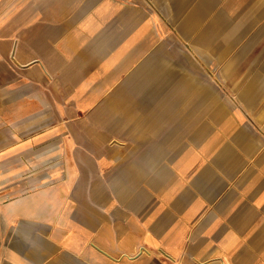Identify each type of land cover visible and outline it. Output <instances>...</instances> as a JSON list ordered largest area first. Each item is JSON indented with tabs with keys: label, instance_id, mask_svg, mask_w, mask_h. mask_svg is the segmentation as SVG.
Instances as JSON below:
<instances>
[{
	"label": "crops",
	"instance_id": "crops-1",
	"mask_svg": "<svg viewBox=\"0 0 264 264\" xmlns=\"http://www.w3.org/2000/svg\"><path fill=\"white\" fill-rule=\"evenodd\" d=\"M170 2L185 7L173 17L139 0H0V146L26 116L21 127L42 129L26 138L34 149L61 147L68 130L80 147L81 112L104 115L110 132L87 140L105 148L90 156L103 164L102 203L78 200L64 156L22 162L51 161L40 180L61 177L42 192L0 190V264H264V0ZM177 34L219 78H161ZM236 70L243 78H227ZM18 167L0 157V181Z\"/></svg>",
	"mask_w": 264,
	"mask_h": 264
},
{
	"label": "rangeland",
	"instance_id": "rangeland-1",
	"mask_svg": "<svg viewBox=\"0 0 264 264\" xmlns=\"http://www.w3.org/2000/svg\"><path fill=\"white\" fill-rule=\"evenodd\" d=\"M141 1V4H143V6H145L147 8V10L150 11H161V16H167V12H172L173 13V17L175 14L179 13L182 9H184L185 4L184 3H179V2H170V0H139ZM172 1V0H171ZM152 4V5H151ZM163 16V17H164ZM174 27V26H173ZM176 33H178L176 31ZM164 37H162L161 41L162 44L165 42V39H163ZM177 42H176V48H177V60L176 61H172L170 62V64L168 63L165 68H163L161 70V78H185L186 75L188 76H195V78H219V73L217 71V68L215 66H213L211 63H209L208 67L207 66H201V62L196 60V57L194 56V54L192 55L191 53H189L188 51L186 52L185 50L186 45L189 46L188 43H186V45L182 42L183 40L180 38L179 34H177ZM147 41L153 42L156 41V39L153 38V36H149L146 39ZM190 47V46H189ZM183 50V52H181L180 50ZM162 53H165V56L169 57V53L168 51L164 52L162 51ZM196 55V53H195ZM197 56V55H196ZM171 57V56H170ZM153 58V52H149L146 54L145 56V60L149 59L151 60ZM176 58V57H175ZM199 59V58H198ZM147 63V62H146ZM152 69V68H151ZM241 69V68H240ZM229 70V69H228ZM232 70V69H231ZM237 74L235 76H228L227 78H243L242 76L240 77L239 74V70H236ZM242 73V70L240 71ZM229 71H226V74L229 75ZM232 73V72H231ZM189 77V78H190ZM194 78V77H193ZM226 78V77H225ZM5 89H2V92L0 93V109H1V117H0V128H3L5 126H8L9 124V117H10V110H9V105L7 103H5ZM20 104V102L18 103V105ZM87 112H81L80 117L78 118L79 120V126H80V130L79 133L76 131L75 138L80 140V147H75L73 148L72 146V139H68V138H72L73 134H72V130H68L67 133L70 135L69 137L64 139V145H62L61 147H59V151H63V155L64 158L66 159V161H62V163L60 164L61 166V171H63L64 175L67 176V163H69L71 165V169L73 170L74 176L78 177L79 176V180H80V186L76 187V189H78L79 191V195H77L78 200L81 203H93L95 202L96 204L98 203H102L105 201V194H104V181L101 178H95L96 176V171L98 170V168L100 167V165L103 164H98V163H94L91 162L90 156H94L97 152V150H101L104 153L105 148L104 147H100L98 149H96V147L93 146H88L89 142H87V140L92 141L93 139H98L101 140L102 142H104V140L106 138H108V132L107 130H105L106 127V122H105V116L104 115H97V116H92V118H90L88 116V114H86ZM62 116H59V120H61ZM256 121L258 122H264V118L262 116H255ZM31 116H26L23 118H20L16 121V123H18L17 129H16V133L13 131L12 133V137L11 139L4 143L3 145L0 146V157L4 158L5 162L7 164H11V165H16V167H18L19 165H22L25 167V171L24 174L22 176H12L10 179L8 180H1L0 181V190L1 191H9V188L13 189V192L18 191L20 188L28 185V183L30 185L33 184L32 180H35V183L38 182L43 174L47 171V166H50L51 164H44L42 161H36L35 165L29 164V169L27 168V163H22L24 160L30 159L31 156L33 155H37L40 153H43L44 151H40L43 148H46V144L43 146H40L36 149H34L32 147V145H30V141L26 140V138L30 135H33L35 133L38 132V130H42L39 127L41 125H34L33 127H29L28 129L21 127L22 125L24 126L26 122H24L25 120H30ZM58 120V121H59ZM108 120V118H107ZM120 121L119 116H117V118H114V121L112 120L113 124H118ZM61 122V121H59ZM93 122V123H92ZM109 122L110 125L111 122ZM3 123V125H2ZM15 121L13 122L12 125H14ZM23 123V124H21ZM58 123V122H57ZM97 127V128H96ZM23 128V129H22ZM94 129V130H93ZM47 132L50 131H46V137L45 140H50L51 138L55 137V132L49 133L47 134ZM72 135V136H71ZM74 138V137H73ZM49 149V147H48ZM74 149H76L75 154L76 156H79L80 161L73 163L71 161V158L67 157L68 155L73 154ZM118 152V161L122 160L121 157V147H118L116 149ZM57 151V150H56ZM30 156V157H28ZM28 157V158H27ZM36 159V158H35ZM39 160V159H38ZM121 163L117 162V165L119 166ZM20 167V166H19ZM103 169V166H102ZM119 170H120V166H119ZM104 171V170H103ZM35 173V175H31ZM19 177V178H18ZM75 180V179H74ZM32 183V184H31ZM34 183V184H35ZM83 183V185H82ZM117 185V184H116ZM29 187V186H28ZM97 187V188H95ZM65 196H64V202L67 203H71V197H72V188H71V184H69L66 188H65ZM21 194H19L17 192L16 197L13 198H18ZM24 195H27L24 194ZM3 197V195H2ZM9 196L7 195L5 197V201H9Z\"/></svg>",
	"mask_w": 264,
	"mask_h": 264
},
{
	"label": "bare ground",
	"instance_id": "bare-ground-1",
	"mask_svg": "<svg viewBox=\"0 0 264 264\" xmlns=\"http://www.w3.org/2000/svg\"><path fill=\"white\" fill-rule=\"evenodd\" d=\"M152 5V4H151ZM1 133V132H0ZM2 134V133H1ZM5 136V135H4ZM72 136V135H71ZM51 147V146H50ZM49 147L48 148H43L42 150L40 151H44L43 153H40V154H37L39 156V158H42V157H46V156H49L50 154H53V155H56V156H61L63 155V151H59V147H56V146H52L51 148H53L54 150L53 151H50L51 148ZM57 150V151H56ZM28 158V157H27ZM35 161L34 160H31L30 163H27V168L29 169V164H32V165H35ZM51 161H44V164H50ZM68 165V173L70 175H74V173L72 172V169H71V165L70 164H67ZM31 167V166H30ZM25 171V167L24 166H20L16 169H13L12 170V176H22L23 172ZM55 171V170H54ZM9 172V171H8ZM7 178H8V174L6 175ZM61 177V174H54L52 176H49L47 178H44L43 180H39L38 182H36L35 184H32V185H29L28 188L30 187H35L37 189H39V192L41 191H46L47 189H49V187H52L56 184V182L58 181V178ZM19 178V177H18Z\"/></svg>",
	"mask_w": 264,
	"mask_h": 264
}]
</instances>
